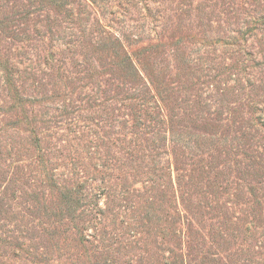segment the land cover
Returning <instances> with one entry per match:
<instances>
[{"label": "rangeland", "instance_id": "374dc122", "mask_svg": "<svg viewBox=\"0 0 264 264\" xmlns=\"http://www.w3.org/2000/svg\"><path fill=\"white\" fill-rule=\"evenodd\" d=\"M0 264H264V0H0Z\"/></svg>", "mask_w": 264, "mask_h": 264}]
</instances>
